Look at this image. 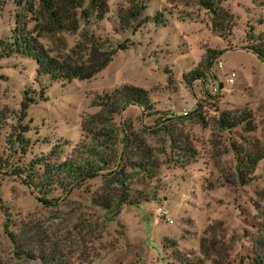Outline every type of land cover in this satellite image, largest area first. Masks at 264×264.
<instances>
[{
  "label": "rangeland",
  "instance_id": "obj_1",
  "mask_svg": "<svg viewBox=\"0 0 264 264\" xmlns=\"http://www.w3.org/2000/svg\"><path fill=\"white\" fill-rule=\"evenodd\" d=\"M141 1L145 8L139 19L149 18L122 33L113 30L115 13L127 0H109L100 21L79 18L75 31L51 28L38 33L51 55H71L77 43H85L84 30L104 46L130 42L87 80L48 83L35 75L30 57L0 58V107L9 111L0 126V264H44L40 251H54L69 264H179L187 256L206 259L218 252L230 264H249L245 256L264 210V157L245 175V183L236 177V159L240 151L264 149V64L245 49L246 33L263 30L259 20L264 18V0H224L233 25L220 35L193 0ZM38 4L32 1L35 10ZM23 6L0 0V43L12 33L15 11L25 16L27 30L33 28L29 17L36 13L25 12ZM209 50L218 54L205 78L187 82L185 75ZM230 72L234 76L227 83ZM208 78L217 85L215 93ZM122 84L146 90L149 105H127L112 117L117 138L120 128L135 131L158 164L150 179L127 169L125 185L132 195L153 198L121 204L112 215L91 200L102 175L86 179L66 197L51 192L45 196L47 203L22 178L11 175L54 143L58 150L50 160L59 162L79 141L89 142L80 121L99 111L91 100ZM23 92L34 102L22 120L28 127V146L21 153L6 137ZM182 108L187 115L179 114ZM225 112H250L252 128H219L215 121Z\"/></svg>",
  "mask_w": 264,
  "mask_h": 264
},
{
  "label": "trees",
  "instance_id": "obj_2",
  "mask_svg": "<svg viewBox=\"0 0 264 264\" xmlns=\"http://www.w3.org/2000/svg\"><path fill=\"white\" fill-rule=\"evenodd\" d=\"M33 0H15L16 4L24 2L22 7L25 12L35 15L29 17L34 21L33 28H25V16L20 12L14 13V28L6 41H1L0 58L12 54L30 57L35 63V75L44 76L48 83L59 81L69 82L72 79L87 80L98 72L111 59L118 50L128 47L130 42L124 40L110 46L102 45L93 34L83 31L81 33L85 43H77L72 49V54L51 55L39 41L38 33L49 29H64L75 31L79 25V18L93 17L100 21L108 11L109 0H38V9L32 7ZM198 7L203 9L209 18V23L217 34L230 31L233 23L231 15L222 6L224 0H193ZM145 3L141 0H127L125 6H119L115 13L114 31L120 33L144 23L149 17L139 19ZM158 15L153 19L157 22ZM22 19V20H20ZM263 30L257 34L246 33L248 44L245 49L252 53L264 64V18L259 20ZM140 23V24H139ZM139 24V25H138ZM216 50H209L203 57L197 68L185 75L186 81L203 79L206 69L210 67L211 60L217 56ZM42 90L40 91V98ZM34 100L25 96L19 102L18 110L14 113L15 123L10 127L6 137L9 146L24 153L28 146V138L24 133L28 130L22 120L25 117L27 107ZM149 105L146 90L130 84H122L91 100V106L99 107V111L84 116L80 121V131L84 132L90 141H79L72 148L70 155L62 161H51L56 155L58 146L52 144L46 154L30 159L28 162L15 167L11 175L22 178L27 188L36 190L41 197L38 200L47 203L45 196L53 191H59L62 197H66L72 189L79 188L86 179L95 175H102L103 183L99 190L92 195L91 200L105 211L116 214L121 204H136L147 201L151 197L146 194H131L130 188L125 185L126 170L131 169L142 172L145 178H152L158 167L157 159L151 147L143 138L130 129H113L112 117L122 111L127 105ZM9 111L6 107H0V126L7 118ZM216 125L221 129L244 124L246 129H251V113H221ZM108 128V130H106ZM119 144V147L117 146ZM264 157V149L256 147L237 153L236 177L241 183L249 179L247 174L252 172L254 165ZM1 172V171H0ZM244 172V173H242ZM109 176V181H105ZM116 183V186L111 184ZM112 182V183H111ZM264 200V195L261 197ZM258 206V205H256ZM262 224L257 226L256 234L251 238L249 255L245 256L249 264H264V210H261ZM40 251V250H39ZM41 252L39 258L44 264H69L60 259L54 251ZM184 257L179 264H230L227 257L220 252L214 256ZM242 264V260L240 263Z\"/></svg>",
  "mask_w": 264,
  "mask_h": 264
},
{
  "label": "built area",
  "instance_id": "obj_3",
  "mask_svg": "<svg viewBox=\"0 0 264 264\" xmlns=\"http://www.w3.org/2000/svg\"><path fill=\"white\" fill-rule=\"evenodd\" d=\"M215 64H216L217 68H220V67L222 66V63H221V61H219V60H217ZM233 76H234V73H233V72H230V73H229V76L226 77L225 81H226L227 83L232 82V77H233ZM207 82L210 84L212 92L215 93V92L217 91V85H216V86L213 85V83H211V80H210L209 78H208ZM169 112L172 114V111H169ZM187 113H188V110L185 109V108H182V109L179 111V114H181V115H183V116L187 115ZM156 212H157L160 216H164V215H165V211L162 210L160 207H157V208H156Z\"/></svg>",
  "mask_w": 264,
  "mask_h": 264
}]
</instances>
